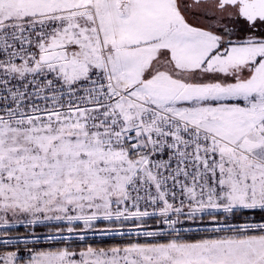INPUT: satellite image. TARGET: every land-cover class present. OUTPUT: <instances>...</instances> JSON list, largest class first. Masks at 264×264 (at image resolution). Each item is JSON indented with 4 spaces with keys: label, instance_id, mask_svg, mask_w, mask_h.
Instances as JSON below:
<instances>
[{
    "label": "snow or ice",
    "instance_id": "6c2138e0",
    "mask_svg": "<svg viewBox=\"0 0 264 264\" xmlns=\"http://www.w3.org/2000/svg\"><path fill=\"white\" fill-rule=\"evenodd\" d=\"M0 264H264V0H0Z\"/></svg>",
    "mask_w": 264,
    "mask_h": 264
},
{
    "label": "trees",
    "instance_id": "16d2710c",
    "mask_svg": "<svg viewBox=\"0 0 264 264\" xmlns=\"http://www.w3.org/2000/svg\"><path fill=\"white\" fill-rule=\"evenodd\" d=\"M120 238L112 239V238H107L105 242L101 243L100 239L95 238V239H90L91 243L98 244V246H104L107 247L111 243L118 242Z\"/></svg>",
    "mask_w": 264,
    "mask_h": 264
},
{
    "label": "water",
    "instance_id": "95a60500",
    "mask_svg": "<svg viewBox=\"0 0 264 264\" xmlns=\"http://www.w3.org/2000/svg\"><path fill=\"white\" fill-rule=\"evenodd\" d=\"M96 238L100 239L99 237H96ZM90 239H92V238H90Z\"/></svg>",
    "mask_w": 264,
    "mask_h": 264
}]
</instances>
